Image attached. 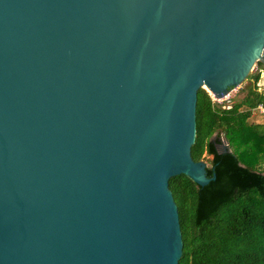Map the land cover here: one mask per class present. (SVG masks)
<instances>
[{
    "label": "water",
    "instance_id": "water-1",
    "mask_svg": "<svg viewBox=\"0 0 264 264\" xmlns=\"http://www.w3.org/2000/svg\"><path fill=\"white\" fill-rule=\"evenodd\" d=\"M263 49L264 0H0V264H177L197 90Z\"/></svg>",
    "mask_w": 264,
    "mask_h": 264
},
{
    "label": "trees",
    "instance_id": "trees-1",
    "mask_svg": "<svg viewBox=\"0 0 264 264\" xmlns=\"http://www.w3.org/2000/svg\"><path fill=\"white\" fill-rule=\"evenodd\" d=\"M221 102L197 90L193 160H204L206 185L179 174L168 187L177 206L182 254L177 264H264V91L256 82L264 64ZM221 137L228 150L219 151Z\"/></svg>",
    "mask_w": 264,
    "mask_h": 264
},
{
    "label": "rangeland",
    "instance_id": "rangeland-1",
    "mask_svg": "<svg viewBox=\"0 0 264 264\" xmlns=\"http://www.w3.org/2000/svg\"><path fill=\"white\" fill-rule=\"evenodd\" d=\"M261 55H262V57L260 58V61H262V63H263L264 62V49H263ZM257 63H258V61L254 62L253 66L251 67V70L249 71V73L254 72L258 68ZM245 79L239 85L231 88L230 89V94L233 95L235 92H237L239 90V88L246 83ZM256 87L258 88V90L264 91V71H260V77H259L258 81L256 82ZM259 115H262V114H260L257 111H254V115L252 116V119L253 120H262L263 118H261ZM221 138H222L221 143L217 146V149L219 151H223L225 149H228V142L223 137H221ZM205 162H206L207 165H209V163L207 161H205Z\"/></svg>",
    "mask_w": 264,
    "mask_h": 264
},
{
    "label": "built area",
    "instance_id": "built-area-1",
    "mask_svg": "<svg viewBox=\"0 0 264 264\" xmlns=\"http://www.w3.org/2000/svg\"><path fill=\"white\" fill-rule=\"evenodd\" d=\"M208 93L210 94L211 96V99L212 101L214 102H221V101H224L226 100L229 96H230V90L228 91V93H226L223 97L221 98H216L214 97L209 91ZM255 111L259 112L260 114L264 115V106L262 104H258L257 107L254 109ZM222 140V138H221Z\"/></svg>",
    "mask_w": 264,
    "mask_h": 264
},
{
    "label": "flooded vegetation",
    "instance_id": "flooded-vegetation-1",
    "mask_svg": "<svg viewBox=\"0 0 264 264\" xmlns=\"http://www.w3.org/2000/svg\"><path fill=\"white\" fill-rule=\"evenodd\" d=\"M258 62H262V61H258ZM263 64H264V62H263Z\"/></svg>",
    "mask_w": 264,
    "mask_h": 264
}]
</instances>
